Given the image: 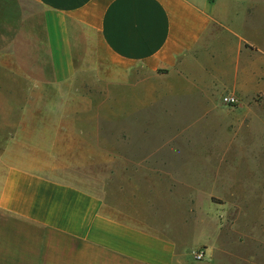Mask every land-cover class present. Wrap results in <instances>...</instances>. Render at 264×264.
Masks as SVG:
<instances>
[{
  "label": "crops",
  "instance_id": "obj_1",
  "mask_svg": "<svg viewBox=\"0 0 264 264\" xmlns=\"http://www.w3.org/2000/svg\"><path fill=\"white\" fill-rule=\"evenodd\" d=\"M28 1L41 8L49 71L57 84L110 69L171 77L190 89L213 90L216 82L222 83L217 60L247 59V83L231 89L243 94L264 87V0ZM26 36L21 30L13 33L14 59L28 58ZM144 84L141 80L147 94L158 92ZM200 101L210 109L218 106L215 100ZM159 103L144 100L140 108ZM259 109L264 110V101L243 100L230 112L264 116ZM127 141L104 153L110 157L105 171L120 175L118 183L105 178L102 192L33 170L30 157L0 164V210L30 226L13 230L24 243L8 245L16 253L8 264H212L193 257L205 246L210 255L207 225L196 233L191 211L179 207L182 227L176 229L169 222L177 204L174 191L153 196L155 186L159 190L161 183L168 186L178 177L163 165L151 168L147 159L135 161ZM89 150L79 154L91 155ZM148 173L151 181L146 180ZM183 197L178 202L185 203Z\"/></svg>",
  "mask_w": 264,
  "mask_h": 264
},
{
  "label": "rangeland",
  "instance_id": "obj_2",
  "mask_svg": "<svg viewBox=\"0 0 264 264\" xmlns=\"http://www.w3.org/2000/svg\"><path fill=\"white\" fill-rule=\"evenodd\" d=\"M20 30L29 41L26 60L12 55L13 33ZM216 63L222 83L216 82L213 90L190 89L171 77L110 69L57 84L49 71L41 8L28 0H0V164L30 157L33 170L102 192L105 178L118 183L120 175L105 171L110 157L104 153L125 146L128 138L126 148L135 161L147 159L151 168L163 165L178 177L168 186L161 183L159 190L155 186L153 196L174 191L177 204L169 222L176 229L182 227L180 208L191 211L196 233L207 225L206 261L264 264V116L247 110L233 114L230 110L239 103H222L230 92L239 102L264 101V87L237 93L231 85L247 83V59ZM141 80L158 92L147 94ZM144 100L160 103L143 110ZM200 100H215L218 106L210 109ZM88 148L91 155L79 154ZM146 175V180L153 179ZM183 195L182 204L178 199ZM15 228L30 226L0 210V264L16 255L8 245L24 243L22 235H13Z\"/></svg>",
  "mask_w": 264,
  "mask_h": 264
},
{
  "label": "built area",
  "instance_id": "obj_3",
  "mask_svg": "<svg viewBox=\"0 0 264 264\" xmlns=\"http://www.w3.org/2000/svg\"><path fill=\"white\" fill-rule=\"evenodd\" d=\"M222 103L226 106L234 107L239 103V99L234 94H225L222 96ZM207 257L206 249L201 248L194 252V258L196 261H203Z\"/></svg>",
  "mask_w": 264,
  "mask_h": 264
}]
</instances>
